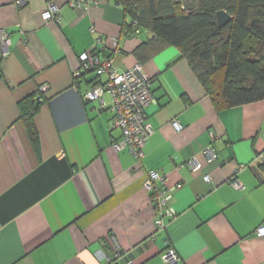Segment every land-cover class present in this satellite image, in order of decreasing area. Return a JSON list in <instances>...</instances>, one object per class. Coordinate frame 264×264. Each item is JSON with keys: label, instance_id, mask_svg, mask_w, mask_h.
I'll use <instances>...</instances> for the list:
<instances>
[{"label": "crops", "instance_id": "crops-1", "mask_svg": "<svg viewBox=\"0 0 264 264\" xmlns=\"http://www.w3.org/2000/svg\"><path fill=\"white\" fill-rule=\"evenodd\" d=\"M19 1L0 0V264H169L171 248L177 264H264V235L256 233L264 223V99L217 109L177 47L154 53L151 33H124L130 19L115 0L88 8ZM51 1L59 10L45 20ZM86 51L111 57L118 71L141 63L152 78L157 101L146 112L154 132L141 165L112 148L121 131L111 125L110 95L104 107L84 98L106 79L76 77ZM42 85L35 146L20 101ZM209 145L218 156L211 163ZM193 156L203 164L196 172L186 165ZM154 169L175 187L177 215L163 226L144 184Z\"/></svg>", "mask_w": 264, "mask_h": 264}, {"label": "trees", "instance_id": "trees-1", "mask_svg": "<svg viewBox=\"0 0 264 264\" xmlns=\"http://www.w3.org/2000/svg\"><path fill=\"white\" fill-rule=\"evenodd\" d=\"M115 1L130 19L124 29L152 34L154 53L168 45L179 49L217 109L264 99V0ZM220 10L232 15L223 26L216 17ZM46 99L38 90L20 101V119L35 146V116Z\"/></svg>", "mask_w": 264, "mask_h": 264}, {"label": "built area", "instance_id": "built-area-1", "mask_svg": "<svg viewBox=\"0 0 264 264\" xmlns=\"http://www.w3.org/2000/svg\"><path fill=\"white\" fill-rule=\"evenodd\" d=\"M92 1L68 0V3L74 8H88ZM19 4H23V1L20 0ZM58 10L57 5L51 1L46 10L43 11L42 16L45 20L52 19ZM91 31L95 32V29L92 28ZM123 31L126 34L129 33L128 29ZM139 32L137 29L134 34H139ZM1 37L4 47H6L10 43L7 33L3 32ZM112 40L116 45L117 39ZM105 42L102 37L97 38L99 48L104 49ZM79 57L80 67L75 72L76 77L80 78L84 73L91 71L96 73L98 77L106 76L105 80H94L90 87L85 90L84 98L88 101H98L101 107H104L106 104L105 95H110L113 112L111 125L114 129L121 131L120 137L113 141L112 148L116 151L128 150L141 165L148 138L154 132L146 112V108L157 101L151 89V76L141 63H136L125 71H118L113 66L111 57H102L96 52L93 54L88 51L81 53ZM47 89L48 85L40 87L41 92H45ZM39 99L42 100V97ZM173 125L177 130L182 129L178 120H174ZM203 154L208 163L218 158L214 145L205 148ZM186 165L194 172L199 171L203 166L196 156L188 159ZM204 179L211 181L212 177L210 174H205ZM231 183L236 189L245 188L243 182L238 178H233ZM144 184L155 205L158 215L157 224L163 226L166 218H174L177 215V211L171 205L175 187L168 186L166 178L155 169L147 173ZM256 233L264 235V223L257 228ZM163 258L169 264L179 263L178 254L172 248L164 254ZM109 264H115V262L110 261Z\"/></svg>", "mask_w": 264, "mask_h": 264}, {"label": "water", "instance_id": "water-1", "mask_svg": "<svg viewBox=\"0 0 264 264\" xmlns=\"http://www.w3.org/2000/svg\"><path fill=\"white\" fill-rule=\"evenodd\" d=\"M216 17L219 26H223L232 19V15L228 13L226 10L218 11Z\"/></svg>", "mask_w": 264, "mask_h": 264}, {"label": "rangeland", "instance_id": "rangeland-1", "mask_svg": "<svg viewBox=\"0 0 264 264\" xmlns=\"http://www.w3.org/2000/svg\"><path fill=\"white\" fill-rule=\"evenodd\" d=\"M188 1V3H193V0H187Z\"/></svg>", "mask_w": 264, "mask_h": 264}]
</instances>
